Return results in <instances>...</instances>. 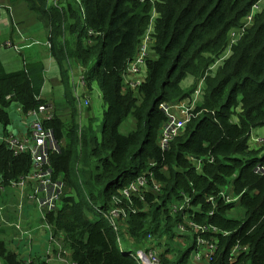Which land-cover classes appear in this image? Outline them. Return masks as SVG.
I'll return each mask as SVG.
<instances>
[{
    "label": "trees",
    "instance_id": "obj_1",
    "mask_svg": "<svg viewBox=\"0 0 264 264\" xmlns=\"http://www.w3.org/2000/svg\"><path fill=\"white\" fill-rule=\"evenodd\" d=\"M7 1L24 4L44 25L62 83L67 82L69 63L77 62L81 98H88L90 107L98 89L105 107L100 139L92 126L78 125V101L70 91L64 93V103H56L55 119L46 125L60 146L50 157L52 179L64 184L62 206L49 213L47 220L70 260L137 264L121 251L119 239L137 247L140 256L152 238L179 243L184 236L190 242L174 259L169 246L156 243V247L164 248L159 253L162 264H188L196 240L180 236L178 230L187 216L188 221L219 230L199 234L218 241L209 264H264V176L255 173L264 165V144L251 142L253 131L264 128L262 0ZM257 5L253 27L230 44V34ZM153 9L157 15L151 23ZM151 24L156 59L147 60L146 81L134 91L123 76ZM16 26V30L23 29ZM23 40L31 43L33 38ZM0 46L14 48V43L5 41ZM188 77L196 80L192 91L197 81L204 80L202 101L184 133L163 151L160 132L167 116L161 105L191 96L182 88ZM45 83L43 61H25L20 71L8 72L0 60V131L8 134L11 130L10 107L21 106L27 116L46 103L42 99ZM191 157H210L214 162L205 160L198 172ZM32 170L30 155L16 156L7 143L0 142L3 191L27 181ZM139 178L146 179L147 189L130 199L122 196ZM231 187L241 198L226 204L219 195ZM212 197L215 205L209 202ZM186 198L194 210L174 214L176 203ZM236 206L243 208V218L232 216ZM96 208L123 209L127 215L118 218L114 227ZM235 247L239 250L232 258ZM25 254H16L0 238V264H24L30 257Z\"/></svg>",
    "mask_w": 264,
    "mask_h": 264
},
{
    "label": "built area",
    "instance_id": "obj_2",
    "mask_svg": "<svg viewBox=\"0 0 264 264\" xmlns=\"http://www.w3.org/2000/svg\"><path fill=\"white\" fill-rule=\"evenodd\" d=\"M58 1V0H56ZM260 5L254 7L252 13L243 21L239 29L233 30L230 34L232 38V43L238 42L250 29L256 13L259 11ZM153 25L151 24L146 35L142 41L140 49L136 57L131 61L127 74L123 76L124 83L128 85L131 90L137 89L143 83L135 82L130 79V76L137 75L141 72L147 59L148 52L151 51V43L154 40ZM10 45V44H9ZM198 95L199 92H196ZM85 100L86 105L89 107L90 100L88 98ZM196 101H180L175 104H163L161 105V110L167 116V121L162 127L160 132V148L163 151H167L170 144L180 135H182L187 127V124L194 118ZM18 111L23 114L22 107L20 106ZM56 108L46 104H41L38 109H34L28 112L26 116L29 120V125L27 132L18 130H10L8 134L0 131V142L7 143L11 150L14 151L15 155L28 154L31 157L33 170L28 176L27 181H22L19 184H14L13 188L15 190L23 191L20 192V200L16 204V212L24 210L25 204H34L38 208V212L41 214V228L48 232L47 243L48 247H52L54 244L57 245L56 239L53 237L51 231L52 227L48 223L47 215L49 213L55 212L61 199V195L64 191V184L61 181L54 182L52 179L53 171L51 168L50 157L52 154L60 151V146L56 141L54 131L46 127L47 123L55 119ZM20 115V116H21ZM20 134V135H19ZM251 142L257 144V146H262L264 144L263 137H251ZM191 162L195 165L196 171L201 172L205 163H213L214 160L209 158L206 159H196L194 157L190 158ZM255 173L259 176H264V165H259L255 169ZM147 189V182L145 178H139L135 184H132L128 189L121 192V195L130 199L132 194H138L140 191ZM155 190H158L155 187ZM3 191V187L0 184V194ZM229 190H223L220 193V197L224 200L226 204H232L239 202L240 196H232L228 193ZM209 202L215 205V198H210ZM119 203V201L117 202ZM187 209H192L190 204V199L186 198L182 203H176L173 208L174 214H186ZM6 207L0 203V216L4 215ZM100 215L108 220L112 226L115 227L116 220L120 217H126V211L123 209H110L109 211H99ZM214 215V211L210 213ZM185 224H179L178 230L180 236H191L196 240V250L193 251L190 261L193 264H209L212 259L216 249L217 242L213 239H207L199 234H207L210 232L219 233V230L214 226L202 225L195 223L193 221H188V217H185ZM15 229L20 233V240H28L31 244L35 240L33 232L24 229L21 221L14 223ZM120 242V249L123 251V246ZM51 244V245H50ZM59 244V243H58ZM238 247H235L231 253L232 258L238 253ZM130 257L137 264H162V260L159 256L158 248L155 245V240L152 238L148 241L145 246V251L136 256L133 253L129 254ZM54 258V257H53ZM53 258L48 257L44 262H39L35 260H30L27 264H49V261ZM55 260L59 264H76L72 262L68 256V252L60 247L59 252L55 256Z\"/></svg>",
    "mask_w": 264,
    "mask_h": 264
},
{
    "label": "crops",
    "instance_id": "obj_3",
    "mask_svg": "<svg viewBox=\"0 0 264 264\" xmlns=\"http://www.w3.org/2000/svg\"><path fill=\"white\" fill-rule=\"evenodd\" d=\"M0 44L4 43L5 41H10L14 43V48H1L0 46V60L2 61V64L4 67H6L9 71L13 70H21L25 64V61H35L40 60L45 63L46 66V83L42 91V99H46L45 94L47 90V84L50 81L54 83V89L61 90L60 91V97L62 94V89H64V84L61 81L60 78V72L58 71V66L54 58L49 54L41 51V52H35L32 51L34 44L36 43L35 37L33 36L36 34L46 33V30L44 29V25L42 23L37 22L36 17L27 10L24 4L18 3L15 5L10 4L7 0H0ZM16 25H20L23 29H17ZM27 37L28 39H32L33 41L29 43L28 41H24L23 38ZM30 36V37H29ZM32 37V38H31ZM48 40V34L46 36V39L42 42H39L42 47L47 46L45 43ZM41 41V40H39ZM47 50V51H48ZM77 63V62H76ZM50 72V77H48V73ZM49 79V80H48ZM58 87H62V89H59ZM51 89V87H50ZM95 92V98L93 101H95L93 104L102 102V96L98 89H94ZM84 94V93H82ZM92 107V104H91ZM93 109V108H92ZM79 116L83 114L84 111L79 109ZM93 112H95L93 110ZM88 114H84V117H87ZM81 119V117H80ZM15 120L14 116L11 123V130H15ZM16 133H19L17 126H16ZM20 198V191L15 189H6L0 196V203L1 205H9L12 202L18 203ZM26 207V205H25ZM38 219L39 216L37 214L36 208L34 204H31L27 210L18 211L17 214L14 213V210L11 212L7 211L4 216H0V238L4 240L10 250L15 252L16 254H25L26 256H33L36 257H42L43 254H46L47 256L39 260L41 262L45 263V260L48 259V257L53 258L49 261V264H59L55 260V256L60 250V247H62L61 244L57 245L54 244L52 247H48L47 238H48V232H45L44 229L40 228L38 230ZM21 221L23 226L25 223H34L37 227L33 226V235L36 236V240H34L31 244L29 242H25L20 240V233L15 229L14 223L16 221ZM40 220V219H39ZM41 221V220H40ZM28 226V225H26ZM30 227V226H29ZM25 229V228H24ZM51 245V244H50ZM41 246V248H40ZM29 249L28 252H25Z\"/></svg>",
    "mask_w": 264,
    "mask_h": 264
},
{
    "label": "rangeland",
    "instance_id": "obj_4",
    "mask_svg": "<svg viewBox=\"0 0 264 264\" xmlns=\"http://www.w3.org/2000/svg\"><path fill=\"white\" fill-rule=\"evenodd\" d=\"M51 1L56 2V0H51ZM68 1H70V0H68ZM146 1H149L150 4H153V2H154V0H144L143 3H145ZM0 5H1V3H0ZM80 5H81V7H84V3L83 4L81 3ZM261 6H262V11H264V0H262ZM156 12H157L156 9H153L152 12H151V16L153 15L151 23H153V19L155 20V16L157 15ZM253 25H254V21H253L251 27H253ZM32 34L35 37V40H38L36 42L44 41L46 39V36H47L46 33H41V34H36V35H34V33H32ZM39 40H41V41H39ZM230 40H232L231 35H230ZM154 43H155V40H153L152 43H151V51L148 52L146 63L144 65V67L141 69V72L139 74H137V75L130 76L131 80H133L135 82H140V83H143L144 81H146V78H147V71H146L147 70V60L156 59V55H154L155 51L153 49ZM230 44H232V41L230 42ZM45 45L47 46V48H49V44L48 43H45ZM47 50L48 49H46L45 47H42V46H39V45H34V47L32 49V51H35V52L43 51V52L47 53V55H49L50 51L49 50L47 51ZM4 68L8 72L18 71V69L17 70H13V71H9L6 67H4ZM47 76L50 77V72L48 73ZM80 80H81V73L78 70V64L76 62L69 63L68 72H67V82L64 83V89H62V87H58L59 89H62L61 97H60V91L61 90H57V89L52 88V87H54V83L53 82L50 83V81H49L48 84H47V90H46V94H45L46 99H43V100H45V102H46L45 104L46 105L53 106V107H55L57 109L58 108L57 107V104H58L57 102L59 101V103H61V102L64 103V101H65V100H63L64 93L65 92L67 93L68 91H70L77 98V101H78L77 106H78V108L81 109L82 111H84L82 116H81V119L77 120L78 125L80 127H82V128L83 127L87 128V127L92 126L93 130L96 132V135H97L98 139H100L101 138V133H102V124H103V116H104L105 107L103 106L102 102H101V104H99V103L93 104L95 102V101H93V103H91L92 107L90 106L88 108V106L85 103V100H83L81 98V93H83V91H82V88H81V85H80ZM194 82H196V80L193 77H188L186 80H184L182 82V88H183L184 91H186V93H189V92L191 93V96H189L184 101H190V100L191 101L192 100L196 101V103H195V110H196L197 105L202 101V95H203L205 82H204V80H201V82H200V80L197 81L196 90L192 91V89H193L192 85H193ZM50 87H51V89H50ZM196 92H199V94L197 95ZM19 107H20L19 105H14L13 107L9 108V112H10V114H12V116H14V120H15L17 129L27 132L28 125H29V120H28V118L25 115H21V113L18 111ZM93 110L95 112H93ZM68 113H69V110H68ZM84 114H88V116L84 117ZM62 115H63V113H61V116ZM65 115L67 116L66 113H65ZM66 116H62V117H66ZM234 121H237V119L235 118ZM122 132L125 133V130L123 129ZM253 132H254L255 136H264V128L256 129ZM254 146H257V144L254 143ZM232 190H233V187L230 188L228 193L231 194V195L233 194L232 196H237V195H235L232 192ZM20 192L23 194V191H20ZM25 205H26L25 210H27V208L30 206V204L26 203ZM61 206H62V204L59 203L57 209L55 210V212L58 209H60ZM35 208H36L37 214L39 216V219H41L42 216L38 212L37 206H35ZM13 210H14V213L17 214V212L15 211L16 210V204L14 202H12L9 205H6V210H5L4 214L7 211L12 213ZM231 214H232V216H235L237 218H243L244 217L243 208L241 206H236L234 208V210L231 212ZM100 217L101 216L98 215V216H96V219H100ZM39 219H38V221H39L38 224L39 225L41 224V225H40V227L38 226V230H40V228L42 226V223H41V221ZM16 222H18V220ZM26 225H28V226H26ZM22 226H23V224H22ZM33 226L37 227L34 223H32V224L25 223V225L23 227L25 229H27L28 231L33 232L34 230H33V228H31ZM182 238H186V237L183 236ZM182 238H181L179 243H178V241L176 239H168L167 240L166 238H164L163 240H157V238H155L154 240H155V245L157 243V244L162 245V246H169L172 249L171 258L174 259V256L177 257V252L180 249H183L190 242V240H188L187 238L186 239H182ZM35 240H36V236H35ZM23 241L28 242V240H26V239H24ZM121 244L123 246L122 247L123 251L127 255L133 253V255L136 256V251L138 250L137 247L133 248V247L129 246L126 241H123ZM40 248H41V246H40ZM163 250H164V248L158 249L159 253H162ZM46 256H47L46 254H43V258L42 257L34 258L31 255L29 257V260L35 259L36 261H39V260L44 259ZM29 260H26L25 263L28 262ZM188 264H193V261L192 262L190 261Z\"/></svg>",
    "mask_w": 264,
    "mask_h": 264
},
{
    "label": "clouds",
    "instance_id": "obj_5",
    "mask_svg": "<svg viewBox=\"0 0 264 264\" xmlns=\"http://www.w3.org/2000/svg\"><path fill=\"white\" fill-rule=\"evenodd\" d=\"M80 7H81V5H80ZM81 12H85V11H84V7H81Z\"/></svg>",
    "mask_w": 264,
    "mask_h": 264
}]
</instances>
